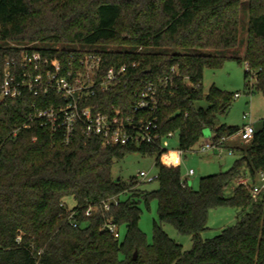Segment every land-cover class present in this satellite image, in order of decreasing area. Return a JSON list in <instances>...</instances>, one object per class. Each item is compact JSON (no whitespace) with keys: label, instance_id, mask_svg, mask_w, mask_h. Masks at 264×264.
<instances>
[{"label":"trees","instance_id":"obj_1","mask_svg":"<svg viewBox=\"0 0 264 264\" xmlns=\"http://www.w3.org/2000/svg\"><path fill=\"white\" fill-rule=\"evenodd\" d=\"M242 28L244 53L225 54L238 47ZM15 42L34 43V49L64 63L71 54L95 51L102 56V75L126 64L115 83L105 90L95 86L87 102L108 114L149 115L157 120L161 138L104 143L100 136H87L80 124L67 143L60 132L29 120L35 107L60 103L55 93L2 100L0 264H264V192L254 198L250 187L238 182L232 196L225 193L245 171L254 182L264 170V126L240 148L230 168L202 176L199 188L182 178L180 164L161 147L163 134L175 130L183 152L202 145L206 128L215 133L214 140L239 131L218 124L234 93L213 85L206 94L201 82L206 67L234 58L248 64L246 79L256 75L264 88V0H0V56L16 55ZM149 79L158 85L157 109L137 113V93ZM203 98L208 106L197 107ZM130 150L156 155V189L114 175L115 160ZM115 196L118 202L109 209L100 205ZM68 197L75 199L73 207ZM152 198L158 200V219L149 241L140 227V203ZM91 204L99 207L87 215ZM230 204L251 210L219 234L203 237L210 209ZM109 220L125 225L123 239L105 227ZM165 222L191 235L190 249L168 234Z\"/></svg>","mask_w":264,"mask_h":264},{"label":"built area","instance_id":"obj_2","mask_svg":"<svg viewBox=\"0 0 264 264\" xmlns=\"http://www.w3.org/2000/svg\"><path fill=\"white\" fill-rule=\"evenodd\" d=\"M16 55L0 56V102L7 97H17L25 93L35 96H47L55 93L60 98V103L45 108L35 107L29 120H38L41 126H48L53 132H60L65 142L69 143L78 125L83 126L87 136H100L104 143L127 144L141 142H155L161 138L158 123L155 118L140 115L124 116L123 114H108L95 109V105L87 102L89 96L95 92V86L105 90L115 83L127 69L126 64L118 69L111 66L102 75V56L89 51L78 57L71 54L70 60L64 63L57 56H50L41 50L34 49V43L17 44ZM246 65H248L246 63ZM157 83L149 79L142 83L134 103L135 112L147 110L149 113L157 109ZM119 112V111H117ZM26 122L24 126H28ZM18 129L13 131L16 135ZM256 128L253 122L245 123L239 129V135L245 141L253 138ZM229 136L223 135L217 140H207L201 146V151L222 146ZM232 150V149H231ZM233 151V150H232ZM231 151V152H232ZM194 173V168L189 169V174ZM1 174V165H0ZM140 175L148 180L155 178L148 176L146 171ZM257 181L249 182L246 177L239 179V183L249 186L254 198L264 192V170L258 173ZM118 198L110 197L101 201L100 205L109 209L112 203H117ZM99 204H91L86 214H92ZM72 217L74 211H71ZM74 221V220H73ZM77 225V222H73ZM112 233L120 236L119 226L109 220L105 223Z\"/></svg>","mask_w":264,"mask_h":264},{"label":"rangeland","instance_id":"obj_3","mask_svg":"<svg viewBox=\"0 0 264 264\" xmlns=\"http://www.w3.org/2000/svg\"><path fill=\"white\" fill-rule=\"evenodd\" d=\"M245 4L249 0H244ZM247 20V17H246ZM243 26V25H242ZM244 27V26H243ZM110 46H116L117 42H111ZM246 48V30L242 28L240 42L238 47L223 50L225 54L242 55ZM246 62H240L237 59L229 58L219 67H206L204 70L203 83L204 92L207 94L213 85L227 89L234 93L233 104L230 110L222 113L218 117V122H226L229 125H235L241 128L245 123L253 122L256 128L264 126V88L259 86L256 75L250 76L247 80L245 77ZM248 82L250 84H248ZM206 98L196 101L197 107H207ZM210 128H206L202 144L213 135ZM238 145L235 153H230L226 149L220 154L214 151H201L200 145L195 146L192 150L181 151L179 146V132L175 130L171 135L163 134L161 139V147L168 149L167 155L174 150L177 164H180L181 174L184 180H187L190 186L194 188L200 187V178L207 174H212L227 170L232 166L235 159L240 155L241 149L246 147L249 142L239 137L235 138L234 143ZM156 155L150 152H142L134 150L128 152L124 157L116 159L113 164V173L118 178L130 180L136 178L139 181V187L152 190L159 186L158 180H148L142 177L140 172L146 171L148 176L154 177L158 174V165L155 164ZM194 168L195 174H188V170ZM243 177L249 182H253L249 172L245 171ZM257 183L261 181L257 178ZM239 179L230 182L225 190L227 196L234 194ZM69 207H73L76 201L73 197L67 198ZM142 215L140 219V227L146 232L149 241L153 240L154 221L158 219V200L152 198L149 203L142 200ZM251 207L243 210L234 205H221L210 209L208 216V228L202 232L203 237L209 238L219 234L226 226L235 224ZM164 229L168 234L179 241L184 249H190L192 246V238L190 234L180 233L170 222L163 223ZM120 237L123 239L126 233L125 225L120 226Z\"/></svg>","mask_w":264,"mask_h":264},{"label":"crops","instance_id":"obj_4","mask_svg":"<svg viewBox=\"0 0 264 264\" xmlns=\"http://www.w3.org/2000/svg\"><path fill=\"white\" fill-rule=\"evenodd\" d=\"M222 123H226V122H218V124L220 125V124H222ZM254 124V123H253ZM256 128V127H255ZM258 128H256V130H257ZM213 133V132H212ZM214 134L215 133H213V135L211 136V138H209V139H207V140H213L214 139ZM237 137H239V132H237V133H235V134H232L231 136H229L227 139H226V141H225V143L222 145V146H220V147H213V148H211V149H208V150H206V152L208 151H214V153H216V154H220V153H222L223 151H226V149L228 150V152H230V153H235L236 152V149L238 148V145H235V144H233L234 143V140H235V138H237ZM206 140V141H207ZM250 141V140H249ZM248 141V142H249ZM248 146V145H247ZM246 146V147H247ZM233 151H232V150ZM232 151V152H231ZM174 154H176V152L173 150L172 152H171V154L170 155H168V159H171V161L174 163V164H177L178 162L176 161V159H175V156H174ZM195 170H194V173L193 174H195ZM188 174H189V170H188ZM190 175V174H189Z\"/></svg>","mask_w":264,"mask_h":264},{"label":"water","instance_id":"obj_5","mask_svg":"<svg viewBox=\"0 0 264 264\" xmlns=\"http://www.w3.org/2000/svg\"><path fill=\"white\" fill-rule=\"evenodd\" d=\"M118 179H120V178L118 177ZM137 255H138V252L135 251V253H134V258H137Z\"/></svg>","mask_w":264,"mask_h":264}]
</instances>
